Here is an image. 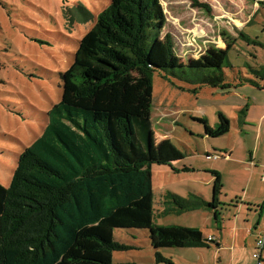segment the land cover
I'll use <instances>...</instances> for the list:
<instances>
[{
    "label": "trees",
    "instance_id": "16d2710c",
    "mask_svg": "<svg viewBox=\"0 0 264 264\" xmlns=\"http://www.w3.org/2000/svg\"><path fill=\"white\" fill-rule=\"evenodd\" d=\"M165 22L159 0H110L80 39L62 99L19 154L9 186L0 184V264H113L114 252L134 249L114 238L117 228L147 229L157 264H176L160 248L217 246L198 228L155 222L151 164L171 165L183 153L155 140L150 113L158 70L197 69L201 85L235 87L221 69L230 45L179 61L170 35L160 37ZM199 121L210 137L230 128L222 112L215 126ZM213 175L210 201L167 194L164 212L210 208L217 219L222 183Z\"/></svg>",
    "mask_w": 264,
    "mask_h": 264
},
{
    "label": "rangeland",
    "instance_id": "374dc122",
    "mask_svg": "<svg viewBox=\"0 0 264 264\" xmlns=\"http://www.w3.org/2000/svg\"><path fill=\"white\" fill-rule=\"evenodd\" d=\"M198 1L207 8L194 6L191 0H159L166 20L160 37L170 35L172 50L182 62L201 59L210 50L227 49L230 45L221 69L226 81L235 87L221 90L201 85L203 72L197 69L169 67L155 71L151 129L156 141L168 138L183 153V159L171 162V165L151 164L155 215H159L158 209L166 204L164 196L167 194L187 197L188 190H200L211 200L212 184L206 182L207 172L177 173L171 167L180 170L183 165L203 168L212 164V160L205 158L204 151L209 150L211 155L216 146L228 144L232 132L207 136L199 119H206L214 126L221 111L233 125L234 109L245 102V91L250 87L244 86L243 81L247 78L264 80V0ZM109 2L0 0L2 186H9L19 154L41 135L47 122V111L62 99L63 77L74 63L79 41L94 26L96 16ZM83 9L91 14L89 19H84ZM247 173L241 172L244 181ZM229 185L239 188L233 182ZM223 194L225 202L235 199L230 191ZM221 212L222 226L226 230L218 238L220 249L211 244L209 248H160L159 252L176 264H220L219 259L224 264H234L229 260L234 248L232 234L236 227H243L246 219L238 216L232 207ZM156 219L165 225L196 226L206 234L217 233L213 213L207 209L172 212ZM242 236L238 235V238L242 239ZM114 238L133 245L134 249L114 252L113 264H157L147 229L117 228ZM245 240L246 245L241 244L236 249L241 264H249L255 236L250 235Z\"/></svg>",
    "mask_w": 264,
    "mask_h": 264
},
{
    "label": "crops",
    "instance_id": "0c3cea01",
    "mask_svg": "<svg viewBox=\"0 0 264 264\" xmlns=\"http://www.w3.org/2000/svg\"><path fill=\"white\" fill-rule=\"evenodd\" d=\"M251 80L252 82L243 81V84L245 83L244 86H246V84L250 86L247 88L245 87L246 90H248L247 92L245 91V102L240 103L234 109L235 116L233 117L232 121L234 126L229 123L230 128L225 133L229 134L232 132L230 135V141L225 146H216V148L213 149L215 151L212 152L211 155L208 153L209 150L204 151L205 158L208 161L212 160V164L202 166L203 168H192L191 166L189 167L183 165L189 170H183L182 166L180 170L176 171L177 173L194 172L196 170L207 172L209 175L206 182L211 184H213L214 179L213 173H218L222 183V191L219 196V204L217 205L216 209L217 219H215V212L212 209L202 208L209 210V212L212 211L217 233L210 232L206 234L203 232V230L196 226L187 227H195L200 229L205 237H212L217 243L216 247L220 249L221 242L218 238H221L223 231L226 230L224 229L225 227L222 226V219L220 216L222 215L221 211L232 207L238 216L242 215V219L245 217L246 220L245 223H243V227H236V229L233 231L235 233L232 234L234 237V248L230 252L229 260L234 264H241V259L237 253L238 250L236 249H238L241 244L246 245V237H250V235L255 236L254 243L251 247V256L248 258L249 264H255V260L252 258V253L255 250V242L257 237L261 236L264 241V80ZM209 126L212 127L211 125ZM214 156L217 157L214 158ZM245 168H249V170H246L248 172V176L244 181V177L242 176L241 172L245 173ZM230 182H233L239 186V188H233L229 185L231 184ZM192 191L188 190L186 192V196L195 194L205 201H210L205 197L204 194L200 193V190ZM224 191H230L234 195L235 199L225 202L223 194ZM166 198L167 197L165 195L164 200ZM165 207L166 204H163L162 208H159L157 211L159 215H155V222L157 224L165 225L161 223L160 220L156 219L157 216L160 217L164 214H168L164 212ZM202 209L193 211H200ZM238 218L239 217H237V221L239 222ZM240 222L242 223L243 221ZM242 234V239H239L238 235L241 237ZM217 262L224 264L220 259Z\"/></svg>",
    "mask_w": 264,
    "mask_h": 264
},
{
    "label": "built area",
    "instance_id": "2783aa9c",
    "mask_svg": "<svg viewBox=\"0 0 264 264\" xmlns=\"http://www.w3.org/2000/svg\"><path fill=\"white\" fill-rule=\"evenodd\" d=\"M217 156H214L216 158ZM264 179V173H263ZM208 239H213L212 237H208ZM252 258L255 260V264H264V241L261 236L257 237L255 242V250L252 253Z\"/></svg>",
    "mask_w": 264,
    "mask_h": 264
}]
</instances>
